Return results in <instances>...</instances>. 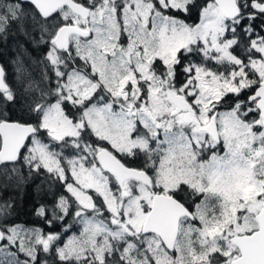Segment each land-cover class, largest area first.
<instances>
[{"label": "snow or ice", "instance_id": "obj_1", "mask_svg": "<svg viewBox=\"0 0 264 264\" xmlns=\"http://www.w3.org/2000/svg\"><path fill=\"white\" fill-rule=\"evenodd\" d=\"M10 36L0 186L48 228L0 202V264H264V0H0Z\"/></svg>", "mask_w": 264, "mask_h": 264}, {"label": "trees", "instance_id": "obj_2", "mask_svg": "<svg viewBox=\"0 0 264 264\" xmlns=\"http://www.w3.org/2000/svg\"><path fill=\"white\" fill-rule=\"evenodd\" d=\"M16 39L15 41L17 43H15V45L24 44L23 51L30 57L38 59V57L42 56L44 51L42 46L27 44L23 37H16ZM36 191L39 192L38 189L34 187L31 188L30 185L25 186L24 189L22 186L15 188L13 183H10L6 189L0 186L2 197H5L4 200L11 198L14 202L15 211L10 216L11 218L15 217L18 221L28 224H39L38 219L31 214L35 202L42 195L40 192L38 193ZM12 221H14V219H12Z\"/></svg>", "mask_w": 264, "mask_h": 264}, {"label": "flooded vegetation", "instance_id": "obj_3", "mask_svg": "<svg viewBox=\"0 0 264 264\" xmlns=\"http://www.w3.org/2000/svg\"><path fill=\"white\" fill-rule=\"evenodd\" d=\"M12 37V41H13V38L14 36H10ZM8 37V38H10ZM7 43L8 42H3L2 39H0V65H3L6 69V73L7 75L9 76V78H13L14 75H15V72L13 70V67L11 64L8 63L7 61V58H6V55L9 53V51H7ZM20 53V52H19ZM21 54V53H20ZM26 54V53H25ZM23 55V54H21ZM24 56V55H23ZM26 56L29 58V60H31L32 62H34V64H32L33 66V69H31V71H33L32 73L35 74V75H38L39 74V71H40V68H39V65L37 64V60L40 58L38 57V59H35L33 57H30L29 55L26 54ZM23 58V57H22ZM24 59V58H23ZM29 60L25 59L24 60V63L27 65V67H31V64H29ZM2 63V64H1ZM39 180H35V181H29L25 186H28L30 185V187L32 188L33 186L37 185V182ZM12 183V182H10ZM9 183V184H10ZM24 189V188H23ZM40 199V198H39ZM4 201V198L1 197V194H0V202H3ZM35 206V205H34ZM34 208V207H33ZM32 216L36 217L33 213V210L31 212ZM37 218V217H36ZM12 219H14V221H12ZM38 219V222L39 224H28V223H24V222H20L18 221L15 217L14 218H11L10 216L8 217V220L11 224H23V225H32V226H35V227H42V228H45L47 230L48 226H46L45 224H43V222L39 219ZM58 230V229H57Z\"/></svg>", "mask_w": 264, "mask_h": 264}, {"label": "rangeland", "instance_id": "obj_4", "mask_svg": "<svg viewBox=\"0 0 264 264\" xmlns=\"http://www.w3.org/2000/svg\"><path fill=\"white\" fill-rule=\"evenodd\" d=\"M2 40H3L4 43H5V42H8V43H7V46H8L7 51H9V53L6 55V58H7L8 63L12 65L14 72L16 73V69H17L16 61H18V60H22V61H23V66H24L23 70H24L25 72H33V71H31V69H33L32 64H34V62H32L31 60H29V58L26 56V54H25V52L23 51V49H20V48H18V45H15V43H17V42L15 41V40H17L16 37L14 36L13 41H12V37H10V38H6V39H2ZM19 52H20L21 54H23L24 56L21 55ZM22 57H23L24 59H23ZM25 59H27V60L30 61L29 64H31V67L28 68L27 65L24 63V60H25ZM37 76H38V75H37ZM12 183H13L14 186H15V183H14V182H12ZM39 183H40V181L37 182V184H39ZM0 184H2V180H0ZM26 184H27V183L22 184L21 186L24 188ZM21 186H20V187H21ZM33 187L37 189V185H35V186H33ZM15 188H17V187L15 186ZM36 192H38V191H36ZM6 193H7V191H6ZM38 193H39V192H38ZM0 194H1V192H0ZM1 197H2V194H1ZM2 198H3V197H2ZM4 198H5V197H4ZM19 225H21V226H23V227H26V228L34 227V226H32V225H23V224H19Z\"/></svg>", "mask_w": 264, "mask_h": 264}]
</instances>
